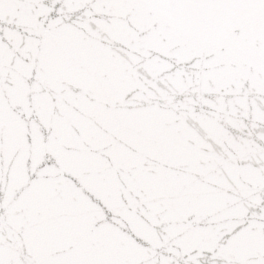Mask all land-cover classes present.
I'll return each mask as SVG.
<instances>
[{"label": "snow or ice", "instance_id": "snow-or-ice-1", "mask_svg": "<svg viewBox=\"0 0 264 264\" xmlns=\"http://www.w3.org/2000/svg\"><path fill=\"white\" fill-rule=\"evenodd\" d=\"M0 264H264V0H0Z\"/></svg>", "mask_w": 264, "mask_h": 264}]
</instances>
